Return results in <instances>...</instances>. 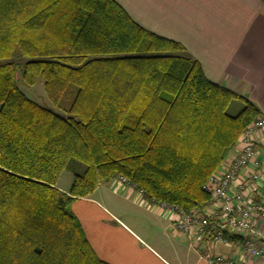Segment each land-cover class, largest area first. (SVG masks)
<instances>
[{
    "label": "trees",
    "instance_id": "trees-1",
    "mask_svg": "<svg viewBox=\"0 0 264 264\" xmlns=\"http://www.w3.org/2000/svg\"><path fill=\"white\" fill-rule=\"evenodd\" d=\"M39 77L58 110L21 89ZM261 114L116 0H0V264H110L75 200L123 175L149 201L203 208L209 176Z\"/></svg>",
    "mask_w": 264,
    "mask_h": 264
},
{
    "label": "crops",
    "instance_id": "crops-1",
    "mask_svg": "<svg viewBox=\"0 0 264 264\" xmlns=\"http://www.w3.org/2000/svg\"><path fill=\"white\" fill-rule=\"evenodd\" d=\"M137 24L181 43L206 77L251 100L264 115V0H116ZM242 99V98H241ZM57 186L68 191L70 183ZM72 210L110 264H209L174 230L170 214L115 178ZM237 263L242 248L210 249Z\"/></svg>",
    "mask_w": 264,
    "mask_h": 264
},
{
    "label": "built area",
    "instance_id": "built-area-1",
    "mask_svg": "<svg viewBox=\"0 0 264 264\" xmlns=\"http://www.w3.org/2000/svg\"><path fill=\"white\" fill-rule=\"evenodd\" d=\"M116 179L144 195L127 177ZM205 189L210 201L203 208L185 211L163 201L151 202L170 214L174 230L186 236L209 264H264L263 114L242 131L233 150L209 176ZM219 245L241 247L239 262L210 251Z\"/></svg>",
    "mask_w": 264,
    "mask_h": 264
},
{
    "label": "rangeland",
    "instance_id": "rangeland-1",
    "mask_svg": "<svg viewBox=\"0 0 264 264\" xmlns=\"http://www.w3.org/2000/svg\"><path fill=\"white\" fill-rule=\"evenodd\" d=\"M21 89L26 93V95L37 101L38 103L54 108L58 110L48 99L47 94L45 92L44 88V81L41 77H39L34 85H26L20 83ZM244 107V100L241 98H235L233 99L230 104L227 107V111L235 115L239 113V111ZM74 177V173L72 172L71 169H65L61 173V179H60V184H66V183H72Z\"/></svg>",
    "mask_w": 264,
    "mask_h": 264
}]
</instances>
